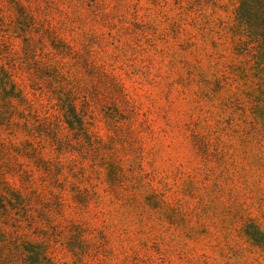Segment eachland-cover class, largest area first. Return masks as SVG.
I'll use <instances>...</instances> for the list:
<instances>
[{"label":"rangeland","instance_id":"1","mask_svg":"<svg viewBox=\"0 0 264 264\" xmlns=\"http://www.w3.org/2000/svg\"><path fill=\"white\" fill-rule=\"evenodd\" d=\"M0 264H264V0H0Z\"/></svg>","mask_w":264,"mask_h":264}]
</instances>
